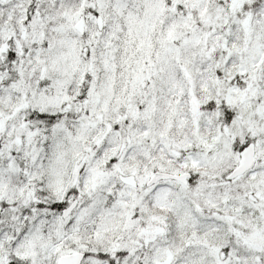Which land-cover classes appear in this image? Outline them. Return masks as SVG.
Returning <instances> with one entry per match:
<instances>
[{"label": "snow or ice", "instance_id": "snow-or-ice-1", "mask_svg": "<svg viewBox=\"0 0 264 264\" xmlns=\"http://www.w3.org/2000/svg\"><path fill=\"white\" fill-rule=\"evenodd\" d=\"M0 264H264V0H0Z\"/></svg>", "mask_w": 264, "mask_h": 264}]
</instances>
